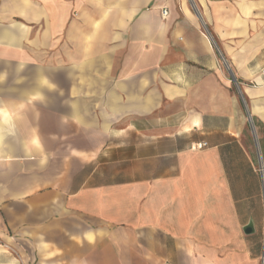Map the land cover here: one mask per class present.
<instances>
[{
    "label": "crops",
    "instance_id": "1",
    "mask_svg": "<svg viewBox=\"0 0 264 264\" xmlns=\"http://www.w3.org/2000/svg\"><path fill=\"white\" fill-rule=\"evenodd\" d=\"M263 70L264 0H0V264H261Z\"/></svg>",
    "mask_w": 264,
    "mask_h": 264
},
{
    "label": "built area",
    "instance_id": "2",
    "mask_svg": "<svg viewBox=\"0 0 264 264\" xmlns=\"http://www.w3.org/2000/svg\"><path fill=\"white\" fill-rule=\"evenodd\" d=\"M169 14V10L167 8H163L162 9V15L164 17H166L167 15ZM263 73H264V70H263ZM208 145L207 142H200V143H197L195 144L194 146H192L193 149H201V148H204Z\"/></svg>",
    "mask_w": 264,
    "mask_h": 264
},
{
    "label": "snow or ice",
    "instance_id": "3",
    "mask_svg": "<svg viewBox=\"0 0 264 264\" xmlns=\"http://www.w3.org/2000/svg\"><path fill=\"white\" fill-rule=\"evenodd\" d=\"M261 264H264V260L261 261Z\"/></svg>",
    "mask_w": 264,
    "mask_h": 264
},
{
    "label": "rangeland",
    "instance_id": "4",
    "mask_svg": "<svg viewBox=\"0 0 264 264\" xmlns=\"http://www.w3.org/2000/svg\"><path fill=\"white\" fill-rule=\"evenodd\" d=\"M236 86H239V84H237Z\"/></svg>",
    "mask_w": 264,
    "mask_h": 264
}]
</instances>
